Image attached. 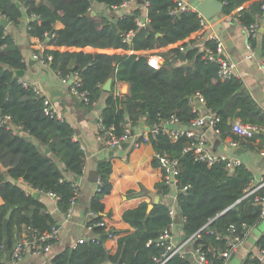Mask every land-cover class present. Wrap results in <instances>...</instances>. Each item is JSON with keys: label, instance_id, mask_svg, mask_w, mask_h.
Segmentation results:
<instances>
[{"label": "trees", "instance_id": "16d2710c", "mask_svg": "<svg viewBox=\"0 0 264 264\" xmlns=\"http://www.w3.org/2000/svg\"><path fill=\"white\" fill-rule=\"evenodd\" d=\"M17 1L33 16L28 23L29 33L46 41L48 47L42 53L52 55L50 66L61 76L79 73L80 88L88 91L91 101L86 106L93 107L104 96L100 115L105 126H113L116 135L127 124L134 129L141 118L151 125L160 116L175 113L187 123L195 115L191 100L196 95H201L205 106L219 115L216 127L222 137L232 134L237 138L231 131L234 118L264 125V112L240 78L221 79L218 64L202 57L199 38L203 26L196 10L170 14L174 0H145L147 21L140 25L143 14L139 6L117 16L91 13L94 2L111 8L128 0H0V14L13 23L19 21L23 12ZM221 1L222 12H234L244 25L262 12L263 0ZM57 20L63 23L61 28L55 27ZM49 32L52 35L48 37ZM203 42L215 49L213 40ZM261 42L264 48V29ZM171 44L175 45L161 49ZM153 54L164 58L159 67L149 64ZM24 67L20 47L0 24V113L8 115L12 125L0 123V163L7 167L5 173L10 177L0 171V257L4 250H12L22 224L34 234L55 225L43 202L27 193L16 180L22 178L38 190L54 193L60 210L65 212L74 195V177L81 176L85 164V152L73 137L72 125L64 118L45 113L42 97L14 74V69ZM109 77L111 88L106 91L102 85ZM116 81L127 82L128 92L114 97ZM15 126H20L23 133ZM185 141V137L173 141L160 133L152 144L156 151L179 159L178 179L189 184L184 192L177 193L185 238L198 231L193 246L205 251L209 264H221V252L231 237L229 226L233 225L235 233L242 236L246 226L260 219V206L253 203L254 195H245L252 184V173L243 164L228 170L222 162L207 165L197 161L191 153L182 152ZM110 158H100L96 167L98 180L88 206L94 215L87 220L93 236L55 253L53 264H154L153 256L162 251L156 238L171 221L168 205L162 200L153 202L150 209L147 201H141L124 210L122 218L134 230L118 237L114 253L106 249L105 226L96 222L104 220L101 199L112 187ZM153 164L157 165L156 158ZM156 187L160 194L168 190L162 181ZM257 193H264V185ZM257 244L264 250V233ZM190 263V256L174 255L164 264Z\"/></svg>", "mask_w": 264, "mask_h": 264}, {"label": "crops", "instance_id": "0c3cea01", "mask_svg": "<svg viewBox=\"0 0 264 264\" xmlns=\"http://www.w3.org/2000/svg\"><path fill=\"white\" fill-rule=\"evenodd\" d=\"M184 1L195 9L201 0ZM36 2L46 3V0H36ZM146 4V1L145 3H139L136 0H128L118 7L110 8L94 2L91 12H94V14L101 12L107 16H117L132 11L135 7L139 6L142 14L146 15ZM20 6L23 12L19 21L17 23L9 21L5 26L6 32L12 36L14 42L20 47L25 61L24 73L22 76H19V79L26 83L35 82L39 84L43 93L50 97L52 105L59 112L60 116L72 125L74 129L73 137L79 141L85 152V164L81 176L79 178L76 177L79 184V194L69 217H66L65 212L60 210L57 197L32 187L22 178L16 180L27 193L32 194L35 190L39 191L36 197L43 202L45 210L52 214L55 221L54 226L57 228V237L52 241L48 251L42 250L34 253L28 250L18 264H51V258L55 253L68 247H74L80 238H85L86 240L88 237L93 236L91 229L86 225L90 216V211L86 210V208H88L90 199L96 189V181L88 179V171L96 169L100 158L109 156H111L112 164L109 176L112 187L108 193L104 194L101 201L104 204V221L108 227L115 230L113 236H109L104 240L106 249L112 254L117 249L118 237L134 230L128 222L123 220L122 213L124 210L137 206L141 201L153 203L156 196L159 197L158 201L161 199L162 201H167L162 194L157 192L156 183L161 181V169L159 166L153 164L154 146L149 141L134 148L130 146L122 147L120 145L112 149V154H110L111 149H104L101 146L97 139L96 117L100 114L104 96L99 98L93 107L89 108L69 93L67 85L61 82L54 68L43 66L38 59L33 57L34 51L41 52L48 45L45 40H41L38 36L29 33L28 23L33 16L26 12L22 3ZM256 19L260 23V34L252 43L254 52L251 57H247L246 42L248 36L246 28L238 20L234 12L224 13L221 10L214 16L206 19V26L203 27L202 34L200 33L202 36L199 38V43L202 46V41L211 35H215L216 39L222 41V56L235 62L236 77L240 78L244 89L251 94L264 112V68L261 67L264 51L261 42V33L264 29V15L260 14ZM62 26L63 23L60 20L55 22L56 28H61ZM172 45L175 44L161 49ZM88 48L93 49L92 47ZM116 51H122V49H117ZM151 59L160 65L164 61V58L159 54H154ZM116 85L120 88L121 93H127L129 90L127 82L116 81ZM193 101L201 111L205 110L204 101L196 96ZM147 127L148 125L141 118L134 127L135 135L140 134L141 136L145 133ZM19 131L23 133L21 129ZM204 131L208 135L210 146L214 151L237 154L236 150L241 148V152L237 155L240 157L242 164L251 171L252 184H256L260 179L264 178V135L256 133L249 139L241 140L239 145L233 148L229 145L230 139L234 138L232 134L222 137L214 133L210 127L204 128ZM0 171L5 173L7 167L0 163ZM5 176L10 178L7 173H5ZM169 192L170 194H175L173 187H170ZM0 203H3L1 196ZM10 212L8 213L7 211V214L9 215ZM177 212L179 213L178 208ZM25 231L26 226L22 224L20 236ZM262 233H264V217H261L248 228L243 242L235 249L226 264H264V259L256 257L259 249L257 239ZM183 234L182 220H175L172 231L173 242L182 241ZM256 259L258 263L254 262ZM0 264H14L11 260L10 250L6 249L3 251L0 257ZM190 264L199 263L191 257Z\"/></svg>", "mask_w": 264, "mask_h": 264}, {"label": "built area", "instance_id": "2783aa9c", "mask_svg": "<svg viewBox=\"0 0 264 264\" xmlns=\"http://www.w3.org/2000/svg\"><path fill=\"white\" fill-rule=\"evenodd\" d=\"M175 5L170 8V14H177L179 12L185 10H196L184 0H174ZM261 15H264V0L261 3ZM200 16L201 25L206 26V19L198 13ZM0 16H4L0 14ZM258 19V18H257ZM255 19L248 25H244L247 31V42L246 48L248 50L247 57H251L254 50L252 40L256 39L260 32L259 21ZM140 25H144L141 21H139ZM130 34H128L127 39H129ZM204 39V38H203ZM206 39H211L215 42V49L206 46L202 41L200 48L204 50L202 57L206 60L214 61L218 64L217 74L221 79H229L232 76H236V65L232 60H228L223 57V43L221 40L216 39L215 35H211ZM183 49V48H182ZM43 51H34L33 57L38 59L43 66H50V61L52 59L51 54H43ZM156 55V54H155ZM151 55L149 58V64L153 67H159L160 64L153 62ZM261 67L264 68V51H263V59L261 63ZM58 73V72H57ZM60 77L61 82L67 85L69 93L78 98L84 104H89L90 98L88 96V91L81 89L80 86L82 84L80 75L77 71L68 74L66 76ZM70 80V82H68ZM24 85L30 86L37 96L42 97L43 109L44 112L49 115H56L59 118H62L57 112V110L52 105L51 99L48 95L44 94L42 88L37 83H26L21 80ZM121 93L120 88L115 85L113 96H119ZM200 100L204 101L201 95H196ZM194 99V98H193ZM192 103V111L195 112V115L187 122L183 123L177 114L171 113L166 117L160 116L157 121L153 122L151 125H148L147 130L141 136L135 135V133L131 134V130L134 131L130 124H127L124 127V131L116 135L112 129L113 126H105L102 121V117L99 114L96 117L97 123V139L100 142L101 146L104 149H114L115 147L120 146L122 142L127 141L128 146L134 148L138 147L140 144L144 142H152L153 139L157 138V135L160 133L166 134L171 140L175 141L180 137H185L186 141L182 148V152H189L192 154L193 158L197 161H201L206 163L207 165H212L217 162H222L226 169L233 170L236 166L242 164L240 157L237 154H229L227 152H217L212 150L210 146L209 137L205 133L203 127H210L214 133H219L218 127H216L217 122L220 117L213 110L206 107L204 111H201L191 100ZM0 123L7 124L8 126H12L10 123V119L8 115H1L0 113ZM231 131L237 138H231L229 145L233 148L239 145V142L243 139H249L253 137L256 133L264 132V125L243 122L240 118H234L231 120ZM154 158L157 159V166L161 169V181L165 186L168 187L166 192L161 193L166 199V203L168 205V215L171 218L169 224L164 227L158 237L156 238V244L162 246V251L160 254L153 256L154 264H164L169 258L174 255L183 256L188 254L193 257L199 264H209L208 258L205 254V251L201 250L199 246L194 247L192 242L195 238L199 236V232L196 231L192 233L189 237L184 238L180 242H173V227L175 225V217L177 215L180 216V219L183 220L181 214L177 212V193L179 191H185L189 184H182L178 179V174L180 171L179 168V159L177 157H172L166 154H162L159 151L154 152ZM98 180V179H97ZM97 183V181H96ZM74 195L71 198V202L67 210L65 211L66 217H69L73 211L74 204L77 200L79 194V184L78 182L74 183ZM264 185V178L260 179L258 183L251 184V186L246 188L245 195L253 194V203L260 206V218L264 217V193H257L259 188ZM173 187L175 194H170L169 189ZM51 195H54L52 192H47ZM179 210V208H178ZM90 216L94 215V211H90ZM97 225H104L105 231L107 232V236H113L112 228L108 227L104 220L97 221ZM88 228L91 229V225L86 224ZM246 226V231L242 236L235 233V227L233 225L229 226V231L231 233V237L228 239V247L222 250L221 255L223 256V260L221 264H226L229 257L235 251V249L243 242L245 235L250 227ZM30 228L26 227V231L23 235L18 237L13 244L11 250V260L14 264H18V262L23 258L24 254L31 250L34 253H38L40 251H48L51 247L52 241H54L57 237V228L53 226L50 230L41 232V233H33ZM85 241V238L78 239V242ZM258 253L256 254L257 258L264 259V250L260 249L258 246ZM53 264V263H51Z\"/></svg>", "mask_w": 264, "mask_h": 264}, {"label": "water", "instance_id": "95a60500", "mask_svg": "<svg viewBox=\"0 0 264 264\" xmlns=\"http://www.w3.org/2000/svg\"><path fill=\"white\" fill-rule=\"evenodd\" d=\"M137 2L139 3H145V0H136ZM18 5H20L21 3L19 1L16 2ZM222 7H223V3L221 0H201L195 7L196 11L199 12L204 18L208 19L212 16H214L216 13H218L219 11L222 10ZM92 14H94V12H91ZM10 20L5 17V16H0V24L2 26H6L8 24ZM140 21L142 23H145L146 21V15H141L140 16ZM52 35V32H49L48 33V36H51ZM187 48H190L189 46ZM24 73V69H14V74L16 76H22ZM70 82V80L68 81ZM111 83H112V77H109L106 79V81L103 83L102 85V88L106 91H109L110 88H111ZM15 130L19 131L21 129L20 126H15L14 127ZM206 128V126L203 127V129ZM134 131L131 130V134H133ZM122 147H125L128 145V142L125 141V142H122L120 144ZM46 151L48 150L47 148L45 149ZM241 152V148H238L236 150V153L239 154ZM110 154H112V149L110 150ZM74 179H76V177H74ZM88 179L91 180V181H97L98 179V173L96 171V169H91L88 171ZM31 194V193H30ZM39 194V191L38 190H35L32 192V195L33 196H38ZM158 196L155 197L154 199V202H157L158 201ZM153 203H148V209H150L152 207ZM86 210H88V208H86ZM10 212V209L8 210V213ZM8 215V214H7ZM176 221H179L180 220V216L177 215L175 217ZM185 235L183 234L182 235V239H184ZM102 238V237H101ZM185 256H189L188 254H185Z\"/></svg>", "mask_w": 264, "mask_h": 264}, {"label": "bare ground", "instance_id": "6f19581e", "mask_svg": "<svg viewBox=\"0 0 264 264\" xmlns=\"http://www.w3.org/2000/svg\"><path fill=\"white\" fill-rule=\"evenodd\" d=\"M201 50V49H200ZM208 136V135H207ZM127 147H128V145H127ZM215 164V163H214ZM166 199V198H165ZM162 200V199H161Z\"/></svg>", "mask_w": 264, "mask_h": 264}]
</instances>
